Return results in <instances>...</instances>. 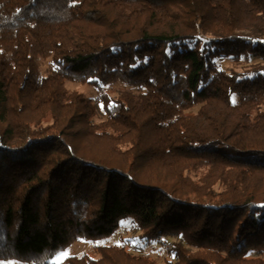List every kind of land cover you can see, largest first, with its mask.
<instances>
[{
    "label": "trees",
    "instance_id": "obj_1",
    "mask_svg": "<svg viewBox=\"0 0 264 264\" xmlns=\"http://www.w3.org/2000/svg\"><path fill=\"white\" fill-rule=\"evenodd\" d=\"M125 221L163 264H264V0H0V261L158 264L100 244Z\"/></svg>",
    "mask_w": 264,
    "mask_h": 264
},
{
    "label": "rangeland",
    "instance_id": "obj_2",
    "mask_svg": "<svg viewBox=\"0 0 264 264\" xmlns=\"http://www.w3.org/2000/svg\"><path fill=\"white\" fill-rule=\"evenodd\" d=\"M253 64H258L260 61L258 59L252 60ZM222 69H225L227 71L233 70L242 72L247 69L248 63L242 62V63H234L231 60H221L219 62ZM68 89L70 92H77L84 94L86 97L91 98L94 102L98 99V92H96L92 87H89L84 84L79 83H69ZM102 120H105V117L102 116V118L97 119V122H101ZM134 233L135 229L132 226L131 221H125L122 224V227L120 230L114 234L112 237L102 241L101 245H108V244H118L123 239H131L134 242V245L136 246V252L141 254H146L151 256L158 264H163L165 260L167 259L168 255L165 251V247L163 244L158 242H141L139 240L134 239ZM167 241L165 240L164 243ZM92 243H89L84 240H80L79 242L74 243L72 246H70L67 250L60 253L57 257V261H61L67 257L71 256H82L85 253H93ZM0 264H20L12 261H0Z\"/></svg>",
    "mask_w": 264,
    "mask_h": 264
}]
</instances>
